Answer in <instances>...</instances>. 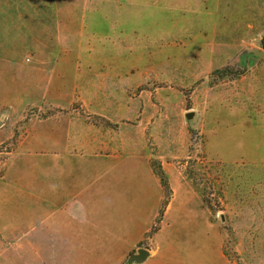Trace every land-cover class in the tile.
Here are the masks:
<instances>
[{
  "label": "rangeland",
  "instance_id": "rangeland-1",
  "mask_svg": "<svg viewBox=\"0 0 264 264\" xmlns=\"http://www.w3.org/2000/svg\"><path fill=\"white\" fill-rule=\"evenodd\" d=\"M46 117L149 163L147 237L171 202L234 264H264V0H0V166Z\"/></svg>",
  "mask_w": 264,
  "mask_h": 264
},
{
  "label": "crops",
  "instance_id": "crops-1",
  "mask_svg": "<svg viewBox=\"0 0 264 264\" xmlns=\"http://www.w3.org/2000/svg\"><path fill=\"white\" fill-rule=\"evenodd\" d=\"M77 131L56 117L24 124L0 166V264H234L220 238L207 243L203 219L171 216V202L147 237L163 207L159 178L141 156L95 151ZM143 241L148 255L131 259Z\"/></svg>",
  "mask_w": 264,
  "mask_h": 264
},
{
  "label": "water",
  "instance_id": "water-1",
  "mask_svg": "<svg viewBox=\"0 0 264 264\" xmlns=\"http://www.w3.org/2000/svg\"><path fill=\"white\" fill-rule=\"evenodd\" d=\"M255 55L256 56H258V57H262L263 56V53L262 52H259V51H256L255 52ZM191 117V115L190 114H188L187 115V118H190ZM148 255V251H146V250H144V249H139L138 251H137V255L135 254V255H132V257L131 258H133V259H138V260H143V259H145V257Z\"/></svg>",
  "mask_w": 264,
  "mask_h": 264
}]
</instances>
